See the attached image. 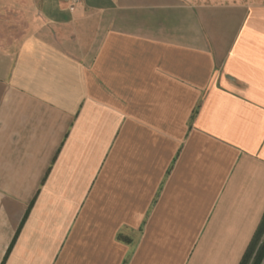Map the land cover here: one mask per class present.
I'll return each mask as SVG.
<instances>
[{"label":"crops","instance_id":"1","mask_svg":"<svg viewBox=\"0 0 264 264\" xmlns=\"http://www.w3.org/2000/svg\"><path fill=\"white\" fill-rule=\"evenodd\" d=\"M263 220L264 0H0V264H240Z\"/></svg>","mask_w":264,"mask_h":264},{"label":"trees","instance_id":"2","mask_svg":"<svg viewBox=\"0 0 264 264\" xmlns=\"http://www.w3.org/2000/svg\"><path fill=\"white\" fill-rule=\"evenodd\" d=\"M264 261V220L240 264H262Z\"/></svg>","mask_w":264,"mask_h":264}]
</instances>
